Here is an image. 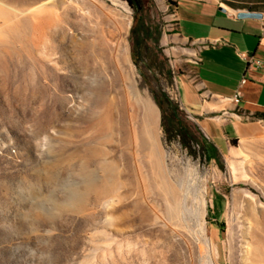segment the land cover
Returning a JSON list of instances; mask_svg holds the SVG:
<instances>
[{
    "label": "rangeland",
    "instance_id": "374dc122",
    "mask_svg": "<svg viewBox=\"0 0 264 264\" xmlns=\"http://www.w3.org/2000/svg\"><path fill=\"white\" fill-rule=\"evenodd\" d=\"M26 1L29 4L21 9L45 0ZM102 1L120 19H131L124 56L139 91L157 110V141L170 178H187L197 189L198 197L189 199L193 232L200 208L216 264H234V254L236 264H244L242 230L249 224L243 219L244 206L234 207L233 196L246 190L264 206V135L233 145L220 161L208 159L201 136L199 143L188 147L180 137L170 140L153 89L170 98L181 117L193 123L180 108L177 82H169L167 76L170 57L176 76L184 69L174 61L182 55L166 37L175 32L173 6L166 0H145L136 24L141 34L133 36L136 11L128 0ZM0 4L5 12L12 9L7 0ZM142 19L147 31L140 28ZM30 23L36 26L34 20ZM33 28L27 36L0 38V264H166L170 230L166 200L157 202L161 221L154 224L153 194L139 174L147 172L145 164L139 158L128 159L132 149L119 131L105 137L88 122L93 113L88 97L99 83V78L92 80L101 62L78 63L69 43L52 31L42 38ZM143 34L145 42L137 45ZM103 74L112 82L115 68ZM105 164L113 167V177L104 170ZM88 176L96 183L116 184L117 196L109 205L98 204L88 189ZM234 217L232 239L229 223ZM182 257L178 255L175 264H191Z\"/></svg>",
    "mask_w": 264,
    "mask_h": 264
},
{
    "label": "bare ground",
    "instance_id": "6f19581e",
    "mask_svg": "<svg viewBox=\"0 0 264 264\" xmlns=\"http://www.w3.org/2000/svg\"><path fill=\"white\" fill-rule=\"evenodd\" d=\"M7 1L12 9L5 12L0 4V38L10 34L27 36L28 29L33 28L30 21L34 20L36 26L33 25V29L38 30L42 38L52 31L69 43L78 63L87 66L91 61L101 62V68H98L92 80L93 82L99 78V83L88 97L93 111L88 122L92 129H101L105 137H112L119 131L132 149L128 159L139 158L145 164L147 172L141 171L139 174L148 182L153 194L151 207L154 224L161 221L157 202L162 198L166 200V220L170 225L166 242L169 249L166 264H175L178 255L184 256V259L188 257L191 264H216L215 249L213 250L211 239L207 235L205 223L199 218L200 208L196 211L198 229H195V234L191 227L193 213L189 199L190 196L198 197L197 189L187 178H170L165 155L157 141V110L150 99L139 91L124 56L125 32L131 19H120L117 12L102 0H45L24 9L20 7L29 4L26 0ZM33 1L38 3L37 0ZM27 14L32 17L25 18L22 22L20 17ZM42 67L47 68L46 62L42 63ZM109 68H115L112 82H106L108 79H103L102 76ZM104 170L113 177L111 165L105 164ZM87 186L94 191L98 204L103 206L109 205L117 196L116 184L108 186L105 181L96 183L93 177L88 176ZM82 197L77 195L78 199ZM233 203L234 207L244 206L243 219L249 224L246 230L239 229L243 233L242 246L245 248L242 261L244 264H264V206L261 203L258 205L255 196L246 190L235 193ZM236 218L238 222L241 220L239 213ZM236 218L229 223V235L232 239L236 234L237 225L233 222ZM234 257L232 255L236 264V254Z\"/></svg>",
    "mask_w": 264,
    "mask_h": 264
},
{
    "label": "crops",
    "instance_id": "0c3cea01",
    "mask_svg": "<svg viewBox=\"0 0 264 264\" xmlns=\"http://www.w3.org/2000/svg\"><path fill=\"white\" fill-rule=\"evenodd\" d=\"M166 1L173 6L175 26L166 37L182 55L174 61L184 67L176 76L169 60L168 80L177 82L180 106L205 143L222 157L231 152L234 140L240 144L263 136L264 0ZM249 8L262 17H237ZM215 42L220 44L215 47ZM244 54L255 62L249 64ZM238 91L242 98L235 104L231 99Z\"/></svg>",
    "mask_w": 264,
    "mask_h": 264
},
{
    "label": "trees",
    "instance_id": "16d2710c",
    "mask_svg": "<svg viewBox=\"0 0 264 264\" xmlns=\"http://www.w3.org/2000/svg\"><path fill=\"white\" fill-rule=\"evenodd\" d=\"M128 2L136 11L135 24L132 28V34L133 36L136 35V33H139L138 35H140L141 30H138L137 27V16L145 10V0H128ZM139 25L143 31H147V27L143 19L141 20V22L139 21ZM142 42H145V34H143L141 38H139L137 45H140ZM152 92L157 104L162 110V125L169 134V139L172 140L175 137H180L184 145L188 147L191 146V144L199 143V136H201V149L207 155L208 159L220 161V157H218L215 154V151L205 143L204 137L201 134L199 128L194 123L189 124L181 117L178 106H176L174 102H172L167 96L159 94L154 89L152 90ZM233 145H237L236 140L233 141Z\"/></svg>",
    "mask_w": 264,
    "mask_h": 264
},
{
    "label": "built area",
    "instance_id": "2783aa9c",
    "mask_svg": "<svg viewBox=\"0 0 264 264\" xmlns=\"http://www.w3.org/2000/svg\"><path fill=\"white\" fill-rule=\"evenodd\" d=\"M220 44V42H215V47H217L218 45ZM243 57L245 58V59H247V61L249 62V64H253L254 62H255V59H254V57H252V56H250V55H248V54H244L243 55ZM193 59H195V61H196V57H194ZM170 60V62H171V64H173V62H172V58H170L169 59ZM258 65H262L261 64V62H259V61H257L256 62ZM246 82V80H245V78L242 80V83H245ZM241 98H242V93H241V91H238L237 93H236V95L231 99L235 104H239L240 102H241ZM181 109H183L182 107H180ZM189 118H192L191 116H189Z\"/></svg>",
    "mask_w": 264,
    "mask_h": 264
},
{
    "label": "water",
    "instance_id": "95a60500",
    "mask_svg": "<svg viewBox=\"0 0 264 264\" xmlns=\"http://www.w3.org/2000/svg\"><path fill=\"white\" fill-rule=\"evenodd\" d=\"M225 10V8H223ZM237 17L240 19L244 18H261L262 14L259 12H254V11H242L237 14Z\"/></svg>",
    "mask_w": 264,
    "mask_h": 264
}]
</instances>
